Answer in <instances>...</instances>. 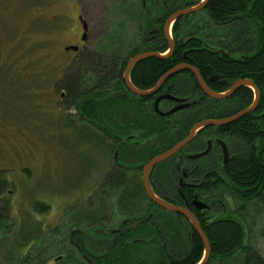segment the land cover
I'll list each match as a JSON object with an SVG mask.
<instances>
[{
	"label": "trees",
	"instance_id": "trees-1",
	"mask_svg": "<svg viewBox=\"0 0 264 264\" xmlns=\"http://www.w3.org/2000/svg\"><path fill=\"white\" fill-rule=\"evenodd\" d=\"M153 1L146 0V7H152ZM197 1L173 0L171 8L187 7ZM204 14L208 19L205 21L207 31L214 38L222 39L221 44L231 53L228 59L196 51L198 47H201L203 37L197 36L201 29L195 26L191 28L196 34L194 39L187 44L180 42L171 60L150 58L141 61L132 69L130 81L141 90L152 87L174 64L183 61L181 58L183 50L191 49L195 51H191L188 59L185 60L186 63L199 69L202 75L217 73L223 76L220 82L216 81L210 85V88L215 92L226 91L235 80L240 78L251 81L259 90V102L254 112L246 114L223 128L206 130L207 133H213L226 142L230 158L224 167L214 164L213 171H207L208 179H205V182L210 185L209 194L212 206L209 214L202 219L199 218L198 222L210 244V256L207 264H264V256L252 244L251 235L254 222L247 215L248 208L251 206L259 205L264 208V0H209ZM143 15L145 16L144 13ZM131 17L135 19L138 17V13L131 14ZM146 21V18L143 17V22ZM179 30L181 28L177 23L174 32L177 33ZM211 35H208V38ZM164 49L165 46L161 47L159 51L163 52ZM137 51L144 52L143 49L131 48L125 57H121L117 53L104 55L98 52H79L71 73L66 74L57 86L59 90H65V106L69 110L74 109L80 120H83L95 131L97 130L95 132L89 130V127L83 126L81 131L86 132L95 142H99L102 148H105L106 143H109L108 139L115 138L122 144L126 141L125 133L115 132L113 134L106 132L105 129L123 130L128 125V122L125 121L124 110L125 107L131 109V105L128 104V100L112 93L118 89V86L123 85L122 76L126 62ZM8 72L6 69L1 70L0 76L9 77ZM13 78L18 79L15 75ZM4 80L6 79L4 78ZM19 88V96H27V93H24L26 90L20 86ZM252 102L253 92L251 89L241 88L231 98L222 102L206 98V101L200 106L201 109L194 107L182 114V122L178 123L175 128L157 118L148 117L149 113L146 109L137 110L139 118L133 117L136 110L131 109L132 117L129 119V125L133 128H141L142 137L153 138L154 149L143 150L145 153L143 162H147L150 157L154 156L151 154L156 151L155 147H159L162 143L165 146L164 150L172 147L187 135L197 121L203 118L215 119L219 112L225 110L242 111L248 108ZM67 123L70 128L71 123L68 119ZM79 131L78 128L74 129V133ZM204 131L202 130L200 133ZM111 145L113 146V143ZM103 154L106 156L105 152ZM134 154L131 152V155L134 156ZM107 155L109 158L108 153ZM160 167L168 169L163 165ZM217 167L220 170H216ZM196 171H200V169L197 168ZM1 172L3 171L0 170ZM26 173L27 176L30 175L29 172ZM171 173H175L174 167ZM5 174L6 172L0 174V198L4 200L5 198L2 197L5 187L8 185ZM196 174L200 175L201 171ZM110 175L109 180H112L115 175H122V173L116 167ZM231 201L234 209L230 207ZM227 203L229 207H227ZM30 208V213L22 212L21 215L14 217L9 200L3 201V205L0 206V224H19L17 230L20 232V235H15V238L13 234L16 226L3 228L0 225V245L3 247L0 264H42L44 262L40 256L42 253L39 255L35 252L26 257V254L16 255L12 251L14 246L24 245L21 240L25 242L27 239L42 240L43 238L41 235L42 223L35 219L36 216L47 215L50 207L43 202H35ZM84 211L77 215L82 223L79 221L78 224H71L70 221H67V225H71L66 230H51V233L53 231L55 233L49 238L57 241L50 243L48 248L50 256L59 250L60 245L62 246L63 242L58 240H67L68 230L72 228V225L75 227L81 224L86 225L90 229L89 231L81 228L87 233L89 241H93L94 219ZM85 218L88 219L86 222ZM181 219L184 228L183 231L178 232L179 234L186 233V236L183 235L182 239H179L177 247L181 255L173 263L198 264L203 255L202 242L190 223L178 216V222L181 223ZM165 222L172 221L166 220ZM32 233L34 236L31 235ZM258 234L264 241V221L258 229ZM73 240L83 250L82 253L94 254V244L83 245L84 238L79 233L73 236ZM76 255H79L78 252L68 246L66 256L69 262H71V257ZM79 262L85 264L81 260Z\"/></svg>",
	"mask_w": 264,
	"mask_h": 264
},
{
	"label": "flooded vegetation",
	"instance_id": "flooded-vegetation-1",
	"mask_svg": "<svg viewBox=\"0 0 264 264\" xmlns=\"http://www.w3.org/2000/svg\"><path fill=\"white\" fill-rule=\"evenodd\" d=\"M202 1L204 0H198L192 3V5L183 8H171L173 0H154L152 7L147 8L146 0H139L137 6L138 10H136V8L133 10L132 8L129 9V6L124 2V9L120 10L122 15L138 23V34L132 48L144 50V52L140 53L137 51L134 56L156 53L162 57L166 56V58H164L166 60H171L180 42L187 44L194 39L193 37L196 34L191 28L197 26L201 29L197 36L203 37V41L201 47H198L196 51H202L218 58L228 59L231 53L221 44L223 40L214 38L205 27V21H208L204 14L206 5L201 11L184 15L170 23L168 26V38L174 44V48L172 52H169V44L165 35V27L168 20L179 11L197 7ZM76 7L78 6L75 4V8ZM135 12L138 13V17L133 19L131 14ZM143 17L146 18V22H143ZM76 21L77 26L73 30L74 40L72 44L61 48L64 52H70L71 50H67L68 48L76 47L77 50L75 53L78 54L81 52V48L86 44L88 25L79 12L76 15ZM123 21L122 24L124 25L125 17H123ZM177 23L181 30L175 33L174 27ZM83 26H85V30ZM186 29L187 32H185ZM208 35H211V37L208 38ZM163 46H165V49L163 52H160L159 49ZM191 51L195 50H183L181 52L183 61L174 64V66L166 71L152 87L141 90L130 81L132 86L140 92H148L154 89L163 76L170 72L175 66L185 65L197 72L198 77L209 90L217 93L210 88V85L214 84L216 81L220 82L223 76L217 73L202 75L199 69L186 63L185 60L188 59V55ZM134 56L132 55L129 57L126 64ZM146 59H150V57ZM241 80L246 79L240 78L235 80L231 86ZM122 81L123 85L118 86V89L112 94H117L119 97L134 104L133 108H131L136 110L133 117L139 118V116H137V110L141 111V109H146L149 113L148 117L157 118L163 123L170 124L173 128H175L178 123L182 122L181 115L186 111L194 107L201 109L200 106L206 101V98L215 102H222L231 98L239 89L248 88L240 87L231 96L223 100H213L203 92L195 74L189 70H184L165 79L154 94L140 97L132 94L128 90L124 80ZM229 89L217 94H224L229 91ZM60 93L61 97H65V90L61 89ZM176 100L181 101L177 102ZM185 104L188 105L187 108L177 110L168 116H162V114H166ZM131 109L125 107L124 117L128 122L126 129H105L106 132L113 134H115V132L125 133L124 139L126 141L122 144L116 141L115 138L108 139L109 143H106V147L103 148V152H105L106 155L108 153L110 157L112 156L110 160L112 164L106 166L104 170L105 176L96 183L94 187V200L91 204H88L87 200L84 206L85 214H90L92 219H94L95 225H93L92 228L93 241L90 242L87 238V233L84 232V230H90L86 225L81 224L77 225V227L72 225V228L68 230L67 240H58L59 242H63L62 246L60 245L61 247L59 246V250L52 254V256L49 255L48 248L50 243L57 241L55 239L51 240L49 236L55 233L54 231L56 230H66L72 223L78 224L80 221L77 215L70 216L71 219L69 220L71 224L69 226L67 225L68 219H66L64 224H52L51 226L48 224H41L42 240H36L34 238L27 239L25 242L21 240V243H24V245L14 246L15 248L12 250L16 255L26 254V257H29V254L33 255L35 252L39 253V255L42 253L40 255L41 260L44 261L42 264H81L79 260L85 262V264H174L173 262L179 258L181 254L177 244L179 239H182L183 235L186 236V233L179 234L178 232L183 231L184 228L182 219L181 223L178 222V216L181 215L161 208L148 197L144 189L143 167L156 156L168 151L176 144L186 139L190 131L184 138H181V140L166 150H164L165 146L163 143L160 144L159 147H155L156 151L151 154L154 156L150 157L147 162H143L145 158L143 150L154 149L152 143L153 138L142 137V133H140L141 128H133L129 125V119L132 117ZM240 111L232 112L225 110L221 113L219 112L215 119L203 118L200 121L223 120L238 114ZM200 121H197L195 124ZM210 128L219 129L223 127H205L198 130L195 133L194 139L189 144L174 156L157 164L150 171L148 177L149 186L155 197L166 203L185 209L191 213L197 221L199 218L202 219L206 217L211 210L212 202L211 195L209 194L210 185L208 182H205V179H208L206 173L207 171H213L214 164L215 166L224 167L222 145L225 146L228 152V160L230 158V152L226 142L213 133H207L206 130ZM202 130L205 131L200 133ZM112 143L113 146L111 145ZM131 152L135 153L134 156L131 155ZM151 152L153 151L151 150ZM161 165L168 169H163L160 167ZM116 167L122 175H115L112 180H109L112 170ZM173 167L175 173H171ZM197 168L201 171L200 175L196 174V172L200 173V171H196ZM216 170H220V168L217 167ZM194 189L198 191L196 192ZM186 190L191 191L187 192ZM200 206L204 207L198 209ZM181 218L184 217L181 216ZM84 220L86 222L88 219L85 218ZM166 220H171L172 222H165ZM80 223H82V220ZM2 226L3 228L16 226L13 235L14 237L15 235H20V232L17 230L19 224L7 223ZM81 227H83L84 230ZM51 230H54L53 233H51ZM76 233H79L82 238H84L82 241L83 245H88L90 243L94 244V254L87 255L82 253L83 250L73 240V236ZM31 235L34 236L33 233ZM38 235L40 236V233ZM41 242L42 244H40ZM102 242L103 244H101ZM68 246L74 248L79 254L72 256L71 262H69L66 256ZM2 251L3 247L0 245V255Z\"/></svg>",
	"mask_w": 264,
	"mask_h": 264
},
{
	"label": "rangeland",
	"instance_id": "rangeland-1",
	"mask_svg": "<svg viewBox=\"0 0 264 264\" xmlns=\"http://www.w3.org/2000/svg\"><path fill=\"white\" fill-rule=\"evenodd\" d=\"M124 2L138 10L139 0H0V71H9L6 80L0 76V170L8 182L2 198L11 203L14 217L43 202L50 211L35 221L64 224L94 200V187L112 156L81 131L94 129L65 106L57 86L78 54L61 48L72 44L79 12L88 25L81 52L128 55L138 23L122 15ZM19 86L27 96H19ZM5 200L0 198V206ZM247 215L254 222L252 244L264 256L258 234L264 208L251 206Z\"/></svg>",
	"mask_w": 264,
	"mask_h": 264
},
{
	"label": "water",
	"instance_id": "water-1",
	"mask_svg": "<svg viewBox=\"0 0 264 264\" xmlns=\"http://www.w3.org/2000/svg\"><path fill=\"white\" fill-rule=\"evenodd\" d=\"M209 0H204L202 1L197 7L195 8H191V9H187V10H183V11H179L177 13H175L167 22L166 24V27H165V35H166V38H167V42L169 44V52H172L173 51V48H174V44L169 40L168 38V26L170 25V23L172 21H175L176 19H178L179 17H182L184 15H187V14H190V13H195V12H198V11H201L205 5L207 4ZM83 29L85 30V26H83ZM67 50H71V51H76L77 48L76 47H70L68 48ZM151 58V57H156L158 59H164L166 58V56L162 57L156 53H149V54H139V55H136L134 57H132L128 63L126 64L125 66V69L123 71V80L128 88V90L132 93V94H135L137 96H140V97H146V96H149L151 94H154L156 92V90L161 86V84L163 83V81L177 73H180L181 71H184V70H189L191 72H193L196 76V78L198 79L199 83H200V86L203 90V92L208 96L210 97L211 99L213 100H223L229 96H231L237 89H239L240 87H248L250 88L252 91H253V102L252 104L240 111L238 114L232 116V117H229V118H226V119H223V120H203V121H200L198 122L197 124H195L192 129L190 130L188 136L186 139H184L183 141H181L180 143L176 144L174 147H172L171 149H169L168 151L156 156L154 159H152L151 161H149L144 167H143V183H144V189L146 190V193L148 195V197L154 202L156 203L158 206H160L161 208L169 211V212H172V213H176V214H179L181 216H183L186 220H188L192 226V228L194 229L195 233L199 236L201 242H202V245H203V256L200 260V264H206L208 259H209V256H210V244L206 238V236L204 235L203 231L201 230V227L198 223V221L195 219V217L189 213L188 211H186L185 209L183 208H180V207H177V206H174V205H171L169 203H166L160 199H158L157 197H155L154 193L152 192L150 186H149V182H148V177H149V173L150 171L159 163H162L163 161L169 159L170 157L174 156L176 153H178L182 148H184L187 144H189L193 139H194V136H195V133L202 129V128H205V127H224L230 123H233L237 120H239L240 118H242L243 116H245L246 114H249L251 112H254L257 105H258V102H259V97H260V93H259V90L254 86V84L249 81V80H241V81H238L236 83H234L231 88L229 89V91H227L226 93L224 94H217V93H214L213 91L209 90L206 85L200 80V78L198 77L197 75V72L194 71V69L192 68H189L185 65H178V66H175L173 69H171L170 72H168L165 76H163V78L159 81V83L156 85V87L148 92H140L138 90H136L131 82H130V72H131V69L137 65L138 63H140L141 61L145 60L146 58ZM177 102H180L181 100H176ZM188 105H182V106H179L178 108H175L173 110H171L170 112L166 113V114H162V116H168L174 112H176L177 110H180V109H184V108H187ZM155 109H156V104H155ZM222 148H223V164L224 166L226 165L227 163V160H228V152L225 148L224 145H222ZM204 206H200L198 207V209H202Z\"/></svg>",
	"mask_w": 264,
	"mask_h": 264
}]
</instances>
